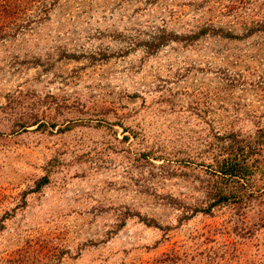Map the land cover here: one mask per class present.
Returning <instances> with one entry per match:
<instances>
[{"label":"rangeland","instance_id":"obj_1","mask_svg":"<svg viewBox=\"0 0 264 264\" xmlns=\"http://www.w3.org/2000/svg\"><path fill=\"white\" fill-rule=\"evenodd\" d=\"M32 1L0 40V264H264V0Z\"/></svg>","mask_w":264,"mask_h":264},{"label":"trees","instance_id":"obj_2","mask_svg":"<svg viewBox=\"0 0 264 264\" xmlns=\"http://www.w3.org/2000/svg\"><path fill=\"white\" fill-rule=\"evenodd\" d=\"M32 0H0V40L4 37L10 35L11 33H15L23 26L27 25V20L25 19L26 12L31 10L30 6L32 5ZM35 15L38 16L37 11L40 13L44 11V9L38 10L36 6ZM43 16L44 13H41ZM249 150L258 151L260 148L264 151V140L263 141H255L253 144H249L247 147ZM248 161L244 162V166H241V171H246L248 169ZM241 171H229L227 172L230 181L237 183L242 179L240 177L243 173ZM232 172L237 173L232 174ZM228 179V178H227ZM243 195V194H242ZM233 197V195H231ZM229 196V198L231 197Z\"/></svg>","mask_w":264,"mask_h":264}]
</instances>
